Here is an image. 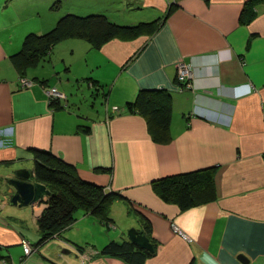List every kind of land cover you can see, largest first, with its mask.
<instances>
[{
    "label": "crops",
    "instance_id": "obj_1",
    "mask_svg": "<svg viewBox=\"0 0 264 264\" xmlns=\"http://www.w3.org/2000/svg\"><path fill=\"white\" fill-rule=\"evenodd\" d=\"M85 2L86 13L74 14L145 26L100 47L66 38L24 70L13 57L26 33L41 30L0 29V201L12 193L3 178L34 171L33 149L50 151L84 182L119 196L109 205V225L80 208L71 227L38 248L49 198L28 208L0 202V264H128L101 250L130 240L126 228L145 226L157 245L146 264H264V0ZM78 48L88 51L76 68ZM183 65L193 75L181 82ZM21 77L33 86L23 88ZM98 83L102 93H92ZM45 87L67 99L50 101ZM141 90L168 94V142L155 141L147 118L125 110ZM79 92L96 103H79ZM207 168L216 170L211 203L183 211L155 187ZM105 226L116 231L105 233ZM24 241L34 247L29 256Z\"/></svg>",
    "mask_w": 264,
    "mask_h": 264
},
{
    "label": "trees",
    "instance_id": "obj_2",
    "mask_svg": "<svg viewBox=\"0 0 264 264\" xmlns=\"http://www.w3.org/2000/svg\"><path fill=\"white\" fill-rule=\"evenodd\" d=\"M252 3L253 1L248 4L246 10V14L250 16L252 14L249 8ZM142 26L145 24L121 26L100 14L80 16L68 13L61 17L49 33L45 35L29 33L20 52L14 55V62L24 70L38 59L48 56L56 45L66 38H81L94 47H100L114 38L134 36L141 31L138 28ZM125 110L130 114H140L147 118L155 141L168 142L171 139L169 126L172 109L169 96L163 90H141L134 101L126 104ZM80 128L86 132L90 131V128L84 125ZM33 150L35 179L47 185L53 193L47 202V208L38 220L41 238L35 247L44 245L55 235L71 227L77 220L76 213L80 208L99 216L106 225H109V205L119 195L107 193L101 187L84 182L75 168L50 151ZM155 187L163 199L175 202L185 211L217 199L216 170L207 168L176 174L157 180ZM142 231L150 238L149 226L143 227ZM78 248L81 252L84 251V247ZM156 248L155 244L154 251L150 252L139 248L130 240L123 242L112 240L102 248L101 253L121 258L128 264H146L147 259L155 255Z\"/></svg>",
    "mask_w": 264,
    "mask_h": 264
},
{
    "label": "rangeland",
    "instance_id": "obj_3",
    "mask_svg": "<svg viewBox=\"0 0 264 264\" xmlns=\"http://www.w3.org/2000/svg\"><path fill=\"white\" fill-rule=\"evenodd\" d=\"M84 3H86L85 0H68V1L67 0H0V29L7 30V28L10 27L9 30H25L27 28L29 29V27H33V29H30V30H41L39 33H35V32L33 33L38 34V35H45L49 33L50 31H52V29L57 25L61 17L68 14V11L73 12V13H78V14L86 13L87 9L85 8ZM55 18L57 19L56 21H55ZM29 33H32V32H29ZM29 33H26L25 36H27ZM24 38H22V41H24ZM75 38L81 39L77 37ZM22 41L21 43L23 44ZM66 42L67 43H65V46L67 47L69 44L68 43L69 41H66ZM90 44L91 43L87 41L86 45L88 46ZM62 46H59V45L57 46V49H56L57 55H59L60 53H64V52H61ZM76 51L77 52L75 56L73 55V58L71 59L72 61L75 62V66L77 68V66L80 64L81 61L83 60L85 61L84 57L85 55H87L85 51H88V49L82 50V48H78ZM92 89H93L92 93L101 92L100 88L97 86H94V88ZM92 93L88 92V95L90 97L88 100L86 97L84 98L82 96L81 92H79L81 96L80 99L78 100L79 103H84V104L89 103L90 104L89 106H93V103L94 102L96 103V101L94 100L93 97L91 98ZM100 97H103V96L100 95ZM98 104L100 107L101 103L99 100H98ZM3 181H4V184L2 185L3 188H7L10 186L6 182V178H3ZM0 202L1 203L7 202V205H11V194H9V192H7L6 194L4 193V195L2 196V200ZM80 214H81V211L79 210L76 215L79 216ZM133 228L135 227H129L125 229L127 232V235H128L129 230ZM103 230L105 231V233H109V232L114 233L116 231L115 228L113 227L111 228L110 226L103 227ZM78 235H82V232H78ZM100 235H102V233ZM17 249L18 251L22 250L21 247H17ZM29 255H26V256H29Z\"/></svg>",
    "mask_w": 264,
    "mask_h": 264
},
{
    "label": "water",
    "instance_id": "obj_4",
    "mask_svg": "<svg viewBox=\"0 0 264 264\" xmlns=\"http://www.w3.org/2000/svg\"><path fill=\"white\" fill-rule=\"evenodd\" d=\"M34 171L30 168H21L6 178V182L11 186V204L19 208H28L42 202L46 198L52 197L51 189L38 182L34 178ZM128 237L139 248L153 252L154 244L144 231L137 228L129 230ZM240 261L247 263L244 256H240Z\"/></svg>",
    "mask_w": 264,
    "mask_h": 264
},
{
    "label": "built area",
    "instance_id": "obj_5",
    "mask_svg": "<svg viewBox=\"0 0 264 264\" xmlns=\"http://www.w3.org/2000/svg\"><path fill=\"white\" fill-rule=\"evenodd\" d=\"M193 75V69L190 66H181L180 71H179V79L181 82H184L186 80H189ZM20 84L23 88H31L34 84V82L27 80L26 78L21 77L20 78ZM249 91L246 93H249L251 91V86H248ZM45 92L49 98L50 101H65L67 99L66 95L61 92L58 88L56 87H45ZM245 93V94H246ZM23 247H24V252L26 255H29L34 252V247L31 245L30 242L24 241L23 242Z\"/></svg>",
    "mask_w": 264,
    "mask_h": 264
},
{
    "label": "clouds",
    "instance_id": "obj_6",
    "mask_svg": "<svg viewBox=\"0 0 264 264\" xmlns=\"http://www.w3.org/2000/svg\"><path fill=\"white\" fill-rule=\"evenodd\" d=\"M251 90H252V89H251ZM250 92H251V91H250ZM250 92H249V93H250ZM246 94H248V93H246ZM25 255H26V254H25Z\"/></svg>",
    "mask_w": 264,
    "mask_h": 264
}]
</instances>
